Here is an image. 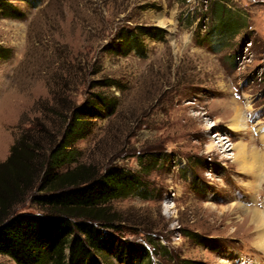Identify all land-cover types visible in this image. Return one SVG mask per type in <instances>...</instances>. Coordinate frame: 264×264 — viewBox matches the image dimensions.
<instances>
[{
    "label": "rangeland",
    "instance_id": "rangeland-1",
    "mask_svg": "<svg viewBox=\"0 0 264 264\" xmlns=\"http://www.w3.org/2000/svg\"><path fill=\"white\" fill-rule=\"evenodd\" d=\"M9 1L24 15H0V163L29 129L41 167L6 217L47 211L33 196L48 190L50 149L72 109L101 95L114 112L82 116L83 136L56 172L119 165L149 196L99 204L103 230L143 245L150 264H264L249 219L264 212V0ZM126 29L144 56L126 50ZM112 251L97 253L102 264H122ZM0 264L15 262L0 254Z\"/></svg>",
    "mask_w": 264,
    "mask_h": 264
},
{
    "label": "trees",
    "instance_id": "trees-1",
    "mask_svg": "<svg viewBox=\"0 0 264 264\" xmlns=\"http://www.w3.org/2000/svg\"><path fill=\"white\" fill-rule=\"evenodd\" d=\"M22 1L35 7L41 0ZM0 15L21 17L24 13L9 0H0ZM140 29L142 35L154 33L150 28ZM122 37L128 42L126 50L145 55L143 40L135 30L126 29ZM115 44L111 49L121 50L123 43ZM5 51L0 47L1 57H5ZM112 103L110 98L95 95L72 109L73 117L48 155L42 180L48 190L33 196L37 204L46 208L45 213L20 212L6 217L10 202L17 199L16 193L23 194L20 182L29 186L34 172L41 167L38 155L32 152L38 143L27 142L29 129L14 140L7 158L0 163V254L10 257L15 264H102L98 254L108 249H113L114 257L122 264H139L146 258L143 245L119 240L103 230L109 223L103 220L99 209V204L129 193L144 195L145 185L139 173L119 165L108 166L98 175L85 166L56 172L70 158L66 148L83 136L82 116L99 115L102 110L111 114ZM35 125L36 134L41 133L43 126ZM146 259V264H150Z\"/></svg>",
    "mask_w": 264,
    "mask_h": 264
},
{
    "label": "bare ground",
    "instance_id": "bare-ground-1",
    "mask_svg": "<svg viewBox=\"0 0 264 264\" xmlns=\"http://www.w3.org/2000/svg\"><path fill=\"white\" fill-rule=\"evenodd\" d=\"M240 116L236 115L233 117L232 125L235 128L242 127L244 125L243 121L239 118ZM231 125V126H232ZM217 138V136H214L213 138ZM217 143L223 144L220 140L217 141ZM241 143V142H240ZM245 145V143H244ZM220 146V145H219ZM221 147V146H220ZM239 148H245V146L239 145ZM229 149V148H228ZM246 149V148H245ZM227 150V149H226ZM224 149V151H226ZM249 152V151H248ZM257 153L253 152L249 156L251 157V161L257 162ZM238 157V156H237ZM248 158V157H247ZM249 160V159H248ZM258 163V162H257ZM259 164V163H258ZM252 165V164H251ZM255 168V167H254ZM258 166L256 167V169ZM252 170V169H251ZM254 171V170H253ZM256 171V170H255ZM259 171V170H258ZM257 172V171H256ZM253 173V172H252ZM259 173V172H258ZM258 177V176H257ZM256 178V177H255ZM251 216H250V222L255 226V229L257 230L256 232V239L257 241L255 242L263 251H264V212L260 211L258 209L252 208L251 209ZM249 216V215H248Z\"/></svg>",
    "mask_w": 264,
    "mask_h": 264
}]
</instances>
